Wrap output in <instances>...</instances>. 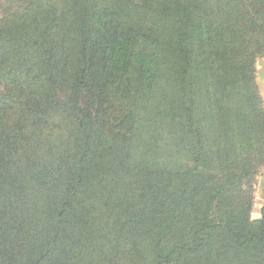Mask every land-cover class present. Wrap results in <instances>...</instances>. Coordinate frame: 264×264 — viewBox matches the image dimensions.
<instances>
[{"label": "trees", "instance_id": "obj_1", "mask_svg": "<svg viewBox=\"0 0 264 264\" xmlns=\"http://www.w3.org/2000/svg\"><path fill=\"white\" fill-rule=\"evenodd\" d=\"M16 1L0 14V264H264V0ZM145 93L192 166L130 159ZM104 102L126 110L115 127Z\"/></svg>", "mask_w": 264, "mask_h": 264}, {"label": "rangeland", "instance_id": "obj_2", "mask_svg": "<svg viewBox=\"0 0 264 264\" xmlns=\"http://www.w3.org/2000/svg\"><path fill=\"white\" fill-rule=\"evenodd\" d=\"M16 0H0V14L1 7L5 9H17ZM254 82L257 87V93L262 102L264 108V54L257 56L253 63ZM150 94L145 93L141 98V107H146L144 112L143 108L137 109V114L134 121L132 119V125L137 127L139 123L140 134L138 131V137L132 134L129 140V153L130 159L141 157L150 162H156L168 166L184 167L186 165L192 166L191 154L189 150V138L185 134L173 133L169 131L167 123H165L163 117L155 118V111L152 112L150 105L153 102V98ZM143 103V104H142ZM95 108L98 110V119L104 126L115 127L120 124L121 120L126 114V110L114 102H104ZM135 107L138 103H134ZM137 108V107H136ZM161 120V122L159 121ZM160 122V123H159ZM138 129V128H137ZM63 130H52L50 136L52 139L55 135L62 134ZM49 134V133H47ZM155 141L154 146L150 144ZM263 165H259L256 169V173L252 178L250 196H251V209L249 212L250 219L256 221L260 218V209L264 204V168ZM212 173L220 175L221 179L223 173L219 170L215 162L211 163ZM222 175V176H221ZM118 264H127L125 259H120Z\"/></svg>", "mask_w": 264, "mask_h": 264}, {"label": "crops", "instance_id": "obj_3", "mask_svg": "<svg viewBox=\"0 0 264 264\" xmlns=\"http://www.w3.org/2000/svg\"><path fill=\"white\" fill-rule=\"evenodd\" d=\"M264 168V165L262 166ZM264 170V169H263Z\"/></svg>", "mask_w": 264, "mask_h": 264}]
</instances>
